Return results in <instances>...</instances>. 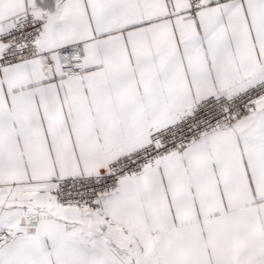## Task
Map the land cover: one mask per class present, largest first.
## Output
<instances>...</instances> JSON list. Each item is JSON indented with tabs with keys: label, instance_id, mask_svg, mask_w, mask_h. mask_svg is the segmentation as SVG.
Masks as SVG:
<instances>
[{
	"label": "snow or ice",
	"instance_id": "1",
	"mask_svg": "<svg viewBox=\"0 0 264 264\" xmlns=\"http://www.w3.org/2000/svg\"><path fill=\"white\" fill-rule=\"evenodd\" d=\"M0 264H264V0H0Z\"/></svg>",
	"mask_w": 264,
	"mask_h": 264
}]
</instances>
